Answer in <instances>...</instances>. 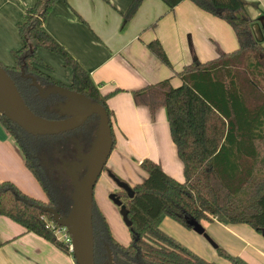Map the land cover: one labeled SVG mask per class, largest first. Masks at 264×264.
Segmentation results:
<instances>
[{"label":"trees","instance_id":"trees-1","mask_svg":"<svg viewBox=\"0 0 264 264\" xmlns=\"http://www.w3.org/2000/svg\"><path fill=\"white\" fill-rule=\"evenodd\" d=\"M59 1L65 0H37L26 10V21L19 26L23 46L12 52L15 65L0 66L6 69L26 105L36 115L49 120L64 119L56 109L62 97L42 98L34 80L44 89L62 86L85 95L105 108L112 125L114 114L107 100L121 90L102 95L89 72L44 30L48 15ZM162 1L169 10L189 1L224 21L234 31L238 49L231 53L218 49L217 57L206 63L193 60L176 73L182 83L179 87H173L171 79H166L132 92L136 106L148 108L152 117L161 108L166 110L184 180L172 178L159 163L150 159L141 163L147 178L132 187L134 197L130 199L123 190L116 195L131 222L127 227L128 246L113 237L94 198L95 264H217L166 233L161 228L165 218L188 230H193L190 222L245 225L260 235L264 230V46L254 36L248 5L245 0ZM141 2L133 1L124 14L126 20L136 15ZM147 48L161 63L172 67L158 40L150 42ZM39 50L64 60L72 73L69 85L52 78L48 72L50 67L38 55ZM95 120L86 135L89 144L94 141L98 118ZM0 121L16 141L26 167L46 195V200L40 201L22 192L14 183L2 182L0 216L74 258L68 245L57 238L51 227L55 222L49 211L55 210L60 218L69 214L73 186L67 176L52 179L48 176L42 165V154L51 153L60 138L67 139L64 144L67 147L76 131L54 137H33L5 117L0 116ZM112 132L115 147L113 125ZM104 171L108 169L105 167ZM122 199L128 202L124 204ZM217 252L227 264H248L220 247Z\"/></svg>","mask_w":264,"mask_h":264},{"label":"crops","instance_id":"crops-1","mask_svg":"<svg viewBox=\"0 0 264 264\" xmlns=\"http://www.w3.org/2000/svg\"><path fill=\"white\" fill-rule=\"evenodd\" d=\"M36 1L0 0V61H3L6 46L12 49L19 47L15 51L22 48V39L21 44L12 45V36L17 32L20 37L19 26L26 21V10ZM133 1H59L48 15L44 30L89 72L102 95L121 90L107 100L114 114L112 125L115 136L108 168L130 180L131 184H139L147 178L140 165L145 159H150L159 163L166 174L183 181V165L170 138L165 109L161 108L152 117L148 108L136 106L132 92L166 79H171L173 87H179L182 83L176 73L184 66L195 59L202 63L214 60L218 49L234 52L238 49V42L227 23L189 1L169 10L162 0H142L136 15L126 20L124 14ZM245 1L253 21L254 36L264 46V0ZM154 40L161 43L171 68L161 63L147 48ZM39 56L50 67L48 72L52 78L64 84L53 68L55 59L45 53ZM61 63L68 68L63 59ZM71 79L72 73L68 84L64 85H69ZM6 181L14 183L32 198L35 192L40 194L38 183L26 167L20 148L0 121V183ZM104 212L111 233L118 241L110 224L113 216L110 211ZM120 216L116 214V218L124 224ZM202 226L215 237L221 234V245L232 256L240 257L248 264H264V237L248 226H225L219 222ZM161 228L202 258L209 255L207 251H201L202 247L190 246L180 240L182 236L192 237L193 230L170 218L162 221ZM118 242L124 246L130 243L127 240ZM0 264L76 263L72 256L53 244L0 216Z\"/></svg>","mask_w":264,"mask_h":264},{"label":"water","instance_id":"water-1","mask_svg":"<svg viewBox=\"0 0 264 264\" xmlns=\"http://www.w3.org/2000/svg\"><path fill=\"white\" fill-rule=\"evenodd\" d=\"M42 98L59 95L66 101L56 107L62 120H49L36 115L25 103L15 82L5 68L0 66V116L15 123L25 133L33 137H54L73 132L81 128L91 117L98 118L94 141L88 154L81 155L79 161L69 164L68 177L73 186L72 207L66 217L60 218L55 210H49L54 222L66 228L72 239V253L77 264H95L93 208L94 193L98 181L108 164L113 151L114 141L110 118L102 105L93 103L85 95L68 90L62 86L47 89L37 85ZM118 188L132 199L135 195L132 187L109 173ZM82 175V176H80ZM110 200L121 209L126 227L131 226L128 212L122 202L112 194ZM193 231L203 236L214 249L219 246L208 236L204 227L190 222ZM261 235L264 237V230Z\"/></svg>","mask_w":264,"mask_h":264},{"label":"rangeland","instance_id":"rangeland-1","mask_svg":"<svg viewBox=\"0 0 264 264\" xmlns=\"http://www.w3.org/2000/svg\"><path fill=\"white\" fill-rule=\"evenodd\" d=\"M7 39V38H6ZM14 43L16 44H21V38L19 37V35L16 34L14 36H12V45H14ZM19 47H15V49H18ZM15 49L9 48L8 46H6L3 50V61H0L1 65L4 67H7L8 64H13L14 63V58L12 56V52L11 51H15ZM40 53H45L48 54L49 56H52L55 60L52 63L53 64V68H55V71L57 74H59L61 80L64 82V84H68L67 82H69L70 78H71V70H69L68 68L64 67V63H61V58L51 54L50 52L46 51V50H39L38 55ZM51 58V57H50ZM11 62V63H8ZM15 65V64H14ZM172 65V64H171ZM42 71H44L45 69L43 67H40ZM70 84V83H69ZM166 111V110H165ZM93 122H90L85 129L89 130L91 128V126L93 125ZM78 135V134H76ZM61 136V135H60ZM171 138V136H170ZM57 139V141L54 143L55 148L54 150L49 153V152H43L42 154V165L44 167V169L46 170L48 176H50V178L52 179V177L56 178L57 174L55 172H53L52 170H48V168H45V165L43 163V161H46V164L48 165H57L60 162L55 161V153L56 152H66L67 156H68V152L72 151L69 149H66L65 151V141H67V139L65 140L64 138L61 140ZM173 143V142H172ZM69 150V151H68ZM54 152V153H53ZM67 158V157H66ZM110 165V162H108L106 168L108 169V171H104L102 176L100 177L98 184L95 188V201H96V205L97 208L102 212H109L112 214L113 219H111L112 223H110L115 231V235L118 239V241H126L129 243L130 242V234L128 231V228L125 226V223L123 224L122 222H120L117 218H116V214L117 216L121 215V210L120 208H118L111 200H110V196L111 194L114 195H118L117 193H119L120 188H118L117 184L115 183V181L111 178L109 171L112 172L113 175H115L119 180L127 183L130 187H134L136 184H131L130 180H128L127 178L122 177L121 175H118L116 173H114L113 171H111L108 167ZM138 175H136L137 178ZM38 183V182H37ZM114 184V185H113ZM38 189V193L35 192V197L38 200H42L45 201L46 200V195L43 192L41 186L38 183L37 186ZM120 195V194H119ZM123 203L126 204L128 201L125 199H122ZM115 209V212L114 210ZM104 212V213H105ZM105 215V214H104ZM121 217V216H120ZM122 219V217H121ZM206 224V223H203ZM202 224V225H203ZM206 233L208 234V236L222 249H224V247L221 245V234L218 235L217 237H215V235L209 230L207 229ZM191 235V234H190ZM192 237H185L182 236V242H185V244H188L190 246H200L201 251H207L209 255H206V258L208 261H213V262H217L218 264H226V262L219 256L217 249H214L213 246L201 235H198L197 233H193ZM184 244V243H183ZM129 245V244H128ZM127 245V246H128ZM207 249V250H206ZM200 250V249H199Z\"/></svg>","mask_w":264,"mask_h":264},{"label":"flooded vegetation","instance_id":"flooded-vegetation-1","mask_svg":"<svg viewBox=\"0 0 264 264\" xmlns=\"http://www.w3.org/2000/svg\"><path fill=\"white\" fill-rule=\"evenodd\" d=\"M61 99V98H60ZM66 100L64 98H62L61 100H59V105L64 103ZM57 107V106H56ZM95 118H97L96 116L94 117H91L81 128L73 131L75 132L72 136V142L74 143V145H71V143H69V145L67 147H65V151L66 149H69V150H72V151H69L68 152V156L66 154V152H56L55 153V161L57 162H60L59 164L57 165H48L46 164V161H44V165H45V168L48 170H52L53 172H55L57 174V176H67L68 177V171L70 170L69 169V164L70 163H73V162H76V161H79V157L81 155H86L89 153L91 147H92V143L89 144V140H87L86 138V135L91 131L92 127L94 126V124L91 126V128L88 130L85 129V127L90 123V122H93L95 120ZM98 123V121H97ZM78 134V135H76ZM95 134V132H94ZM65 135V134H64ZM54 153V152H53ZM67 157V158H66ZM81 176V175H80ZM69 178V177H68ZM121 190V189H120ZM126 193V192H125Z\"/></svg>","mask_w":264,"mask_h":264},{"label":"built area","instance_id":"built-area-1","mask_svg":"<svg viewBox=\"0 0 264 264\" xmlns=\"http://www.w3.org/2000/svg\"><path fill=\"white\" fill-rule=\"evenodd\" d=\"M51 227L54 229L57 238L64 244L68 245L69 251L72 252V239L66 228L57 226L55 223H52Z\"/></svg>","mask_w":264,"mask_h":264}]
</instances>
